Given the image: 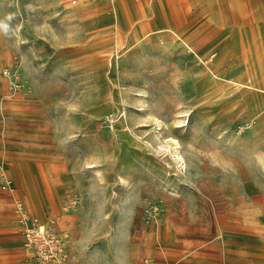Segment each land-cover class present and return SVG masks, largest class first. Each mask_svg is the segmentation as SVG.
Listing matches in <instances>:
<instances>
[{
	"label": "rangeland",
	"instance_id": "obj_1",
	"mask_svg": "<svg viewBox=\"0 0 264 264\" xmlns=\"http://www.w3.org/2000/svg\"><path fill=\"white\" fill-rule=\"evenodd\" d=\"M117 1L0 0V264H264V0Z\"/></svg>",
	"mask_w": 264,
	"mask_h": 264
},
{
	"label": "bare ground",
	"instance_id": "obj_2",
	"mask_svg": "<svg viewBox=\"0 0 264 264\" xmlns=\"http://www.w3.org/2000/svg\"><path fill=\"white\" fill-rule=\"evenodd\" d=\"M127 1L128 0H118L117 6H115L116 11L120 10V7H119L120 4L123 5ZM144 2L147 3L148 6L151 5L152 8L151 7L150 8L142 7L140 9V11L136 14L134 19L137 21H135L134 23L138 24L137 26L140 27L139 34L134 35V39L129 44V46L135 42H139L141 40H144L150 34L161 33L162 36H164L167 41L181 46L182 50L185 53L192 54L196 58H198L204 64L206 74L211 75L214 78L215 77L216 78L217 77L226 78V77H230V76L234 75V71H233L234 68L232 65L228 64V60H227V56L230 57L231 53L224 52V53H222V54L220 53V55H216V56L211 53V54H208V56H206V57L202 56L198 51H196L194 49L195 43L192 42L190 36L188 34L184 33L181 29L174 27L172 25V23L170 22L171 18L176 19V20H180V21H185V20L189 21L191 19H195L197 16L202 14L203 11L212 10L213 5H214V0H198L197 2H195L196 5L193 9H186V8H188L187 7V0H144ZM156 3H159L160 7L154 9ZM150 13H153V15L155 16V18L158 21H162L161 22L162 24L160 26H152L151 29H146L147 24L142 25L139 22H140V20H142V18L149 15ZM117 15H118V12H117ZM102 19L103 18H101L100 20H102ZM134 23H133V27L134 26L136 27V24H134ZM223 46H225V45H223ZM219 50H221V49H219ZM209 61L214 62L216 64L223 63L224 66L222 68L216 69L213 67V64H211ZM214 66H216V65H214ZM235 82L238 83L240 86H242V87H240V89L242 91H248L250 93H258L259 91H264V80H261V79L255 80L254 78H251L250 76L249 77H243L240 75V79L236 80ZM5 148H6V146H5ZM180 159H181V157H180ZM12 175H13V173H12ZM252 199H253V197H252ZM263 208H264V206H263ZM45 229H46V226L44 224L40 223L37 225V232H40V233L44 232ZM261 243H262V241H261ZM252 247L253 248H252L251 253L249 255H241L238 257L246 258V259H252L253 261H257V262H264V246L259 245V244H254Z\"/></svg>",
	"mask_w": 264,
	"mask_h": 264
},
{
	"label": "clouds",
	"instance_id": "obj_3",
	"mask_svg": "<svg viewBox=\"0 0 264 264\" xmlns=\"http://www.w3.org/2000/svg\"><path fill=\"white\" fill-rule=\"evenodd\" d=\"M0 27H6V26H4V25H0Z\"/></svg>",
	"mask_w": 264,
	"mask_h": 264
}]
</instances>
